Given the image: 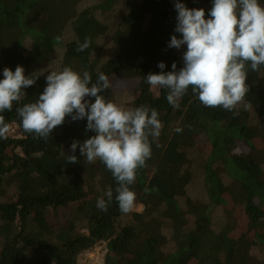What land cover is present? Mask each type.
Here are the masks:
<instances>
[{
	"label": "trees",
	"instance_id": "obj_1",
	"mask_svg": "<svg viewBox=\"0 0 264 264\" xmlns=\"http://www.w3.org/2000/svg\"><path fill=\"white\" fill-rule=\"evenodd\" d=\"M176 2L0 0V80L5 67L18 65L40 76L0 113L22 136L0 138V264H77L99 242L107 246L104 264H264V148L257 142L264 66H246L249 92L232 111L205 107L191 87L171 106L167 90L151 87L146 75L159 73L161 61L164 72L173 62L183 67L186 46L168 47L178 35ZM182 2L209 18L213 0ZM85 37L90 45L78 52ZM66 66L87 70L93 83L105 73L106 100L159 113L161 133L149 137L151 157L130 186L145 222L121 212L117 181L99 160L89 163L78 147V162L66 163L72 142L95 134L86 132V118L66 117L46 140L23 131L16 109L38 100L48 71ZM109 188L113 199L102 211L97 199ZM68 205L75 210L64 214Z\"/></svg>",
	"mask_w": 264,
	"mask_h": 264
},
{
	"label": "clouds",
	"instance_id": "obj_2",
	"mask_svg": "<svg viewBox=\"0 0 264 264\" xmlns=\"http://www.w3.org/2000/svg\"><path fill=\"white\" fill-rule=\"evenodd\" d=\"M174 7V32L178 35L171 36L168 47L180 50L186 46L183 67L177 70L173 62L172 70L164 72L166 65L161 61L157 64L161 71L146 75V82L153 88L167 90L166 99L174 108L179 107L180 99L191 87L205 107L234 110L249 92L246 66L250 64L253 72L264 66V5L260 0H213L207 19L203 8H188L182 0H177ZM89 45L85 37L76 50L82 52ZM48 73L38 100L16 109L23 131L46 140L66 117L72 121L86 118V132L95 134L83 143L74 140L70 146L72 154L62 153L66 163L78 162V147L89 163L99 160L117 181L115 199L121 212L130 213L136 201L130 186L136 180L137 170L151 157L149 137L156 138L161 133L159 113L146 105L129 108L106 100L102 93L111 87V81L103 72L95 83L87 70L81 74L66 66ZM3 77L0 113L11 111L13 103L19 102L25 89L40 76L34 72L26 76L23 66L18 65L14 72L5 67ZM244 107L249 105L244 103ZM8 131L0 116V138ZM112 199L113 190L109 188L98 197L97 208L107 211Z\"/></svg>",
	"mask_w": 264,
	"mask_h": 264
},
{
	"label": "rangeland",
	"instance_id": "obj_3",
	"mask_svg": "<svg viewBox=\"0 0 264 264\" xmlns=\"http://www.w3.org/2000/svg\"><path fill=\"white\" fill-rule=\"evenodd\" d=\"M140 31H141L140 33L144 32L143 29H141ZM132 90L133 89L130 88V89L127 90V92H131ZM8 129H9V131L7 132L8 135L14 136V138L17 139V140H21L22 139V136L20 135L19 129L18 130H14V132L11 131V128H8ZM257 142H258V144H259V146L261 148H264V134H260V136L258 137V141ZM238 151H239V149H238ZM235 193H236V191H233L230 194L228 193L226 198L229 199L230 196L233 197ZM238 206L240 207V205H237V207ZM69 210L70 211H74L75 210V206L74 205H68L64 209L63 213L64 214L69 213L70 212ZM126 216L127 217H131V218H136L140 222H145V220H148L147 216L144 213V206L142 204L135 205L133 210L130 213H127ZM99 243H97L91 250L81 253L78 256L77 264H79V260H81V259H83V261H85V262H94L96 257H98L102 253V249H97ZM102 247L106 248V243L102 242ZM124 260L125 259H122L120 261L123 262Z\"/></svg>",
	"mask_w": 264,
	"mask_h": 264
},
{
	"label": "built area",
	"instance_id": "obj_4",
	"mask_svg": "<svg viewBox=\"0 0 264 264\" xmlns=\"http://www.w3.org/2000/svg\"><path fill=\"white\" fill-rule=\"evenodd\" d=\"M8 128H11V131L12 132H14V130H18L19 129L16 124H12L11 126H8ZM20 135H21V132H20ZM5 137L14 138V136L8 135L7 133H6V136ZM97 249H102V253L98 257H96V259L94 260V262H85V261H83V259H81V260H79V264H104V258H105V254L107 252V246H106V248H103L102 247V242H100L98 244V248Z\"/></svg>",
	"mask_w": 264,
	"mask_h": 264
}]
</instances>
